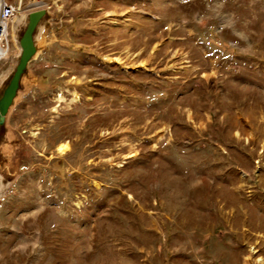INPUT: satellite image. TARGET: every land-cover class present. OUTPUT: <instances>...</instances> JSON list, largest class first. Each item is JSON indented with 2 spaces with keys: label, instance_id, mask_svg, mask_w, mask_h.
I'll use <instances>...</instances> for the list:
<instances>
[{
  "label": "rangeland",
  "instance_id": "1",
  "mask_svg": "<svg viewBox=\"0 0 264 264\" xmlns=\"http://www.w3.org/2000/svg\"><path fill=\"white\" fill-rule=\"evenodd\" d=\"M7 1L0 264H264V0Z\"/></svg>",
  "mask_w": 264,
  "mask_h": 264
},
{
  "label": "water",
  "instance_id": "2",
  "mask_svg": "<svg viewBox=\"0 0 264 264\" xmlns=\"http://www.w3.org/2000/svg\"><path fill=\"white\" fill-rule=\"evenodd\" d=\"M26 14L25 25L18 35L20 51L13 69L0 85V137L4 131L8 113L15 103L24 77L28 72L30 61L38 50V39H36L35 35L41 22H45L47 9L38 7L29 10Z\"/></svg>",
  "mask_w": 264,
  "mask_h": 264
},
{
  "label": "bare ground",
  "instance_id": "3",
  "mask_svg": "<svg viewBox=\"0 0 264 264\" xmlns=\"http://www.w3.org/2000/svg\"><path fill=\"white\" fill-rule=\"evenodd\" d=\"M1 2H2V0H0V3ZM32 4H35V5L41 4V0H35V1L32 2ZM26 18H27L26 12H20L16 16H14L10 20L8 25L4 26V30L0 34V38L1 37L2 38L3 37H7L8 33H11L12 39L14 41V44H16L17 47H19V45H18V35H19L20 31L23 29V27L25 25ZM43 26H44V22L42 21L41 24L38 27L37 32H36V35H35L36 39H38L39 36L41 35V31L43 29ZM7 52H8V48H6V50L3 51V55L2 56H6ZM68 149H69V144L66 141H61L56 146V150L59 153H61V154L67 152ZM2 187H3V181H2V178L0 176V190L2 189ZM259 260L262 261V258L259 257Z\"/></svg>",
  "mask_w": 264,
  "mask_h": 264
},
{
  "label": "built area",
  "instance_id": "4",
  "mask_svg": "<svg viewBox=\"0 0 264 264\" xmlns=\"http://www.w3.org/2000/svg\"><path fill=\"white\" fill-rule=\"evenodd\" d=\"M18 10V7L13 3L7 0H2V2L0 3V34L3 32L4 26L8 25V23L15 16ZM4 38L7 39V37L0 38V58L3 55V51L8 48L7 41L4 42Z\"/></svg>",
  "mask_w": 264,
  "mask_h": 264
}]
</instances>
